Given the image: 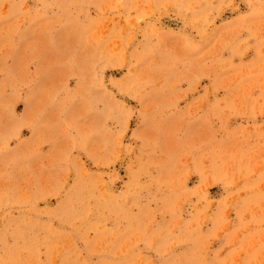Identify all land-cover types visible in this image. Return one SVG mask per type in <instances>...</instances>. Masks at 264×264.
Instances as JSON below:
<instances>
[{"label": "rangeland", "instance_id": "374dc122", "mask_svg": "<svg viewBox=\"0 0 264 264\" xmlns=\"http://www.w3.org/2000/svg\"><path fill=\"white\" fill-rule=\"evenodd\" d=\"M0 264H264V0H0Z\"/></svg>", "mask_w": 264, "mask_h": 264}]
</instances>
